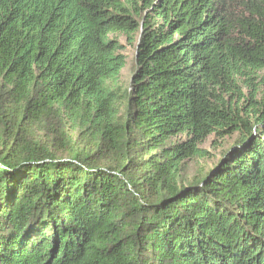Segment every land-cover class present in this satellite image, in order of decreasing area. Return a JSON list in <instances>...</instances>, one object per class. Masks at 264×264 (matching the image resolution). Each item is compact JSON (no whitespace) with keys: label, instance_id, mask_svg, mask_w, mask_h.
Returning a JSON list of instances; mask_svg holds the SVG:
<instances>
[{"label":"trees","instance_id":"1","mask_svg":"<svg viewBox=\"0 0 264 264\" xmlns=\"http://www.w3.org/2000/svg\"><path fill=\"white\" fill-rule=\"evenodd\" d=\"M263 71L264 0H0V264H264Z\"/></svg>","mask_w":264,"mask_h":264},{"label":"rangeland","instance_id":"2","mask_svg":"<svg viewBox=\"0 0 264 264\" xmlns=\"http://www.w3.org/2000/svg\"><path fill=\"white\" fill-rule=\"evenodd\" d=\"M116 37L123 44V52L126 55V66L122 70L121 80L124 84L129 85L133 72L136 66V53L139 42V35L134 34V39L130 40L128 36L123 32H118L111 35ZM258 82L261 83V87H264V71L260 73ZM236 135L225 139H220L211 135L201 145V147L207 151L204 157L190 160L187 167L188 179L200 175L202 172H206L211 169L221 158H223L225 152L235 142Z\"/></svg>","mask_w":264,"mask_h":264}]
</instances>
